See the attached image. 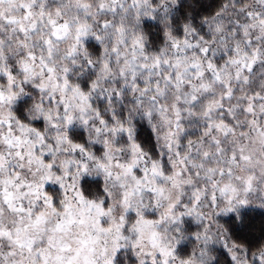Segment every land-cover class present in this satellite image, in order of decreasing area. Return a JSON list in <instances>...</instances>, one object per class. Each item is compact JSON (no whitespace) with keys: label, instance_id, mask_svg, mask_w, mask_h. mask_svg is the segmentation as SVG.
Segmentation results:
<instances>
[{"label":"snow or ice","instance_id":"6c2138e0","mask_svg":"<svg viewBox=\"0 0 264 264\" xmlns=\"http://www.w3.org/2000/svg\"><path fill=\"white\" fill-rule=\"evenodd\" d=\"M0 264H264V0H0Z\"/></svg>","mask_w":264,"mask_h":264}]
</instances>
